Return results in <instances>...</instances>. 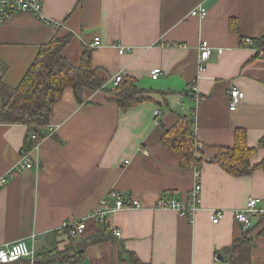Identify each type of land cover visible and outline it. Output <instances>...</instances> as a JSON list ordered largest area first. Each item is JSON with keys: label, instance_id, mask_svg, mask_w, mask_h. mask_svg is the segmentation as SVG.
<instances>
[{"label": "crops", "instance_id": "crops-1", "mask_svg": "<svg viewBox=\"0 0 264 264\" xmlns=\"http://www.w3.org/2000/svg\"><path fill=\"white\" fill-rule=\"evenodd\" d=\"M199 5L208 9L205 19L191 15ZM43 15L46 21L14 11L0 22L3 81L16 87L43 43L71 33L63 54L77 66L92 49L106 82L103 89H85L83 103L72 89L64 91L51 119L54 131L44 129L30 168L20 165L27 127L0 123V176L15 170L0 189V244L23 239L37 254L54 248L81 254L64 264H135L132 255L145 264H264V213L252 217L248 230L234 217L249 196L260 197L264 210V170L233 176L211 161L221 147L234 145L238 127L258 147L251 163L264 159V54L244 42L264 35V0H43ZM95 37L100 44L92 46ZM203 40L211 55L197 100L191 87ZM156 67L162 74L153 79ZM119 74L134 79L149 100L122 110L112 101ZM231 86L244 93L236 110L229 108ZM182 115L192 118L198 157L205 159L201 208L192 219L157 208L162 198L188 201L195 184V166H182L161 144L164 129ZM112 190L143 207L109 216L121 237L110 226L109 238L83 248L102 224L87 221L84 236L74 241L59 231L65 221L85 219ZM212 209L225 213L218 224Z\"/></svg>", "mask_w": 264, "mask_h": 264}, {"label": "trees", "instance_id": "trees-1", "mask_svg": "<svg viewBox=\"0 0 264 264\" xmlns=\"http://www.w3.org/2000/svg\"><path fill=\"white\" fill-rule=\"evenodd\" d=\"M238 20H230V29L236 31ZM72 34L54 35L49 42L40 46L39 52L25 75L16 87H10L3 81L7 71V64L0 61V123L22 124L27 127L22 153L29 152L43 138L44 129L51 124L55 105L63 97L66 89H72L78 103H83L85 89L99 90L104 88L106 80L101 77L93 65L92 49L87 48L82 55L81 62L75 66L63 54L64 48L69 44ZM256 45L264 47V35L256 39ZM146 91L139 88L135 80L125 77L112 91V101L126 110L136 106L149 97ZM193 120L188 115L178 117L176 123L164 129L161 144L180 156L182 166L194 165L201 170L205 159L198 157L197 142L192 133ZM35 136V137H34ZM263 144L260 142L259 146ZM258 147H251L247 141V130L238 127L234 132V145L221 147L212 162L220 163L223 168L233 176L249 175L257 169L264 170V159L253 165L251 157ZM104 228L84 238L83 248L91 246L109 238L112 233L110 227L100 222ZM108 228V229H107ZM264 233V230L262 231ZM84 235L80 236L82 238ZM77 238V237H76ZM76 238H70L74 241ZM242 240H239L241 243ZM238 245V241L233 244ZM72 248L49 249L36 256L37 263L50 264L53 262H75L81 254ZM135 264H145L131 257ZM13 264H28L16 262Z\"/></svg>", "mask_w": 264, "mask_h": 264}, {"label": "built area", "instance_id": "built-area-1", "mask_svg": "<svg viewBox=\"0 0 264 264\" xmlns=\"http://www.w3.org/2000/svg\"><path fill=\"white\" fill-rule=\"evenodd\" d=\"M14 11H28L36 17L45 20V17L43 15V0H0V22H2L7 15ZM191 15L197 16L200 19H205L208 16V9L203 5H199L192 9ZM244 42L248 46L254 47L259 54H264V47L257 46L256 40L252 38H245ZM99 44L100 37H95L92 46H97ZM199 49L200 57L198 60V75L193 81V85L191 87L193 92L196 93L197 100H200L199 87L197 85V82L203 77V74L207 70L206 62L211 55V47L208 41H201ZM125 51L126 49L124 47L120 48V53H124ZM161 74L162 69L160 67H156L151 71V77L153 79H158ZM122 79V75H117L114 78L115 85H118V83L122 81ZM243 98L244 93L236 86H231L229 102L230 110H236L242 102ZM161 114L162 111L160 109H157L155 111V117H159ZM48 130L52 133L54 131V128L52 126H48ZM40 141L33 147L32 150L23 153V162L20 164L22 167L30 168L34 166L30 155L34 153V150L37 149ZM14 176V169H11L5 175L0 176V189L5 187L9 180ZM201 194V170L195 167V184L189 192L188 201L167 200L165 198H162L159 200L157 208L175 210L179 215L192 219L195 212L201 208ZM261 202L262 199L260 197L249 196L247 198L246 205L234 211V217L238 222L242 224L244 230H248L251 227L252 217L264 213V210L260 207ZM140 208L143 207L138 200L134 199L133 201H128L127 199H124L116 190H112L107 196L103 197L97 202L95 207L85 217V219H81L78 221H65L61 225L59 231L63 232L68 238H78L84 235L88 223L87 221H94L95 223L104 222L106 226L108 225L110 227L111 225L108 220L110 215L121 210ZM224 215L225 213L222 210L212 209L210 212V219L213 224H218L224 217ZM112 230L117 237H121L120 229L112 227ZM37 238L38 236L36 234L31 235V240L33 243L36 242ZM36 256V248L34 246H29L23 239H20L13 243L0 244V264H13L16 262L39 264L37 263Z\"/></svg>", "mask_w": 264, "mask_h": 264}, {"label": "rangeland", "instance_id": "rangeland-1", "mask_svg": "<svg viewBox=\"0 0 264 264\" xmlns=\"http://www.w3.org/2000/svg\"><path fill=\"white\" fill-rule=\"evenodd\" d=\"M78 238H80V237H78ZM78 238H77V239H78ZM31 245H32V244H31Z\"/></svg>", "mask_w": 264, "mask_h": 264}, {"label": "water", "instance_id": "water-1", "mask_svg": "<svg viewBox=\"0 0 264 264\" xmlns=\"http://www.w3.org/2000/svg\"><path fill=\"white\" fill-rule=\"evenodd\" d=\"M221 256V255H220ZM221 259H222V257H221Z\"/></svg>", "mask_w": 264, "mask_h": 264}]
</instances>
